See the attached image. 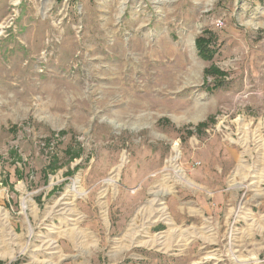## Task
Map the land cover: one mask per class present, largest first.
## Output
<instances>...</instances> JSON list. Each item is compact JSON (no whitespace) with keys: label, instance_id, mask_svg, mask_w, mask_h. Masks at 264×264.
<instances>
[{"label":"rangeland","instance_id":"374dc122","mask_svg":"<svg viewBox=\"0 0 264 264\" xmlns=\"http://www.w3.org/2000/svg\"><path fill=\"white\" fill-rule=\"evenodd\" d=\"M0 264H264V0H0Z\"/></svg>","mask_w":264,"mask_h":264},{"label":"built area","instance_id":"2783aa9c","mask_svg":"<svg viewBox=\"0 0 264 264\" xmlns=\"http://www.w3.org/2000/svg\"><path fill=\"white\" fill-rule=\"evenodd\" d=\"M217 26H218V27L223 26V22H222V20H218V21H217Z\"/></svg>","mask_w":264,"mask_h":264},{"label":"bare ground","instance_id":"6f19581e","mask_svg":"<svg viewBox=\"0 0 264 264\" xmlns=\"http://www.w3.org/2000/svg\"><path fill=\"white\" fill-rule=\"evenodd\" d=\"M121 69V68H120ZM118 73V72H117ZM120 73V72H119ZM120 76H121V74H120ZM122 79V76L121 77H117L115 80H113V82H118L119 80H121ZM122 82V81H121Z\"/></svg>","mask_w":264,"mask_h":264}]
</instances>
